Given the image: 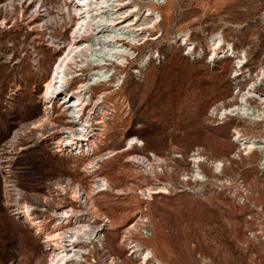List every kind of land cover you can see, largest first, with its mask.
<instances>
[{"label": "rangeland", "instance_id": "rangeland-1", "mask_svg": "<svg viewBox=\"0 0 264 264\" xmlns=\"http://www.w3.org/2000/svg\"><path fill=\"white\" fill-rule=\"evenodd\" d=\"M134 1L141 7L140 16L151 6L149 0ZM33 7L38 8L36 15ZM158 7V28L147 32L145 44L132 47L122 41L136 54L120 71L124 83L107 90L111 118L105 119L108 127L100 138L102 144L97 143L102 154L123 148L133 137L146 147L101 162L94 172L88 165L91 159L81 160L59 148L63 131L72 127L61 107L50 113L54 122L50 126L26 129L12 152L14 134L45 115V85L66 49L76 18L68 0H0V264H49L52 250L43 235L35 234L36 225L48 234L62 233L67 227L57 225L54 213L71 208L82 215V222L103 226L110 221L104 248L89 245L87 252L92 250L84 264H143L129 241L152 249V263L264 264L260 154L249 158L240 153L235 127H242V121L223 125L212 115L217 104L232 98L236 79L234 62L222 61L215 67L209 48L213 34L221 33L236 47L253 50L256 60L250 66L255 71L264 55V0H161ZM185 31L203 49L202 56L181 40ZM257 40L261 46L252 49ZM150 56L152 64L141 75L139 64ZM104 91L97 89L95 97ZM96 106H104L102 100ZM249 128L251 132L256 127ZM196 150L210 161L225 160L228 167L222 174L211 163L204 164L209 181L201 189L182 184L187 182L185 174L189 177L194 170L190 159ZM152 153L164 162L158 180L172 183L175 189L148 201L141 191L153 181L141 182L144 179L129 157ZM181 155L184 159L178 160ZM100 177L123 193L90 194ZM58 184L69 185L70 192L80 185L87 202L71 199ZM247 192L251 202L244 204ZM14 193L20 196L19 203ZM30 214L35 225L26 222ZM142 218L151 220L150 238L140 229Z\"/></svg>", "mask_w": 264, "mask_h": 264}, {"label": "bare ground", "instance_id": "bare-ground-1", "mask_svg": "<svg viewBox=\"0 0 264 264\" xmlns=\"http://www.w3.org/2000/svg\"><path fill=\"white\" fill-rule=\"evenodd\" d=\"M68 2L76 18L75 26L69 32L66 49L53 64L54 66L45 85L44 96L47 100L45 115L23 126L21 130L14 134L11 142L12 152L15 153L19 138L26 129L37 131L44 129L48 124L50 126L54 123L50 113L54 115L56 108L61 107L72 127L63 131V138L57 141L60 143L59 148L68 147L75 150L78 154L76 156L72 153L73 157L81 160L91 159L88 165L95 172L98 168L100 169L101 162L110 161L124 154L127 156L137 148L144 149L146 147L145 142L138 137H133L127 141L123 148L102 154L103 152L98 144H100V138H103L108 127L105 119L111 115L108 107L110 100H108L107 90L117 89L124 83L125 76L120 71L128 68L130 65L129 60L136 54V51L132 50L133 48L131 50L128 47L125 48V43H122V41H128L132 47L140 46L148 41L147 32L157 29L159 25L161 11L158 6L161 0H149L151 6L146 7L141 16L139 14L141 7L137 4L138 1L136 3L134 0H68ZM130 3L131 5H129ZM37 9L33 7L34 15H36ZM119 26H121L120 29H118ZM119 30L123 34L126 32L132 33L133 37L120 34ZM190 36V31H185L182 33L181 40L189 45L193 54L202 56L203 49H198ZM209 48L215 67L222 61L231 60L234 62L233 75L236 77V83L233 84L235 90L232 98L217 104L212 111V115L217 120L222 121L223 125H230L235 120L244 123V125L241 124L242 127L239 125L235 127L240 153H244L249 158L260 154V169L264 170V60H261L254 71L250 66L255 61L252 50L236 47L221 33L213 34L209 42ZM95 49L99 51L94 52ZM151 64L152 57H144L139 64L138 72L142 75ZM80 76H83L80 79L81 81L78 80ZM242 77L243 80H241ZM78 82H80V86L74 88ZM97 89H105L106 91L96 98L94 93ZM101 100L104 106L97 108V101ZM88 110L89 112H87ZM249 126H255L256 128L250 132ZM52 129L57 130L55 127ZM41 135L43 134L41 133ZM51 135L52 133L49 136ZM138 155L140 154L129 157L130 164L143 177L144 180L140 179L141 182L153 181L151 184L147 183L145 189L141 191L144 199L151 201L154 199V195H169L172 188H174L172 183H164L158 180L160 173L164 171L159 165L163 158L161 159L160 156L158 157L155 153H152L151 159H148L145 163V159ZM239 157L241 156L239 155ZM207 163H211L217 173L223 174L228 168L225 160L210 161L202 151L201 155L193 160L194 170L191 173L192 175L187 177L185 174L183 180L189 182L199 178L202 179L201 182L209 181V176L203 170V165ZM68 187L69 185L58 184V189L65 192L66 195L70 194L71 199L76 202H82L84 199L87 202L88 198L84 196L80 185H74L71 192ZM122 191L116 189L109 179L100 177L92 183L90 194L120 195L123 193ZM19 200V194L14 193V201L19 203ZM91 206H93V202ZM25 207L30 213L29 208L26 205ZM18 214H21V212ZM77 215H79L78 212L73 208L54 213L59 223L57 225L67 227L64 228L65 231L58 234H48L44 232L41 226L36 225L35 234L43 235L45 243H48L51 247L52 253L49 264H84L85 255L92 250L90 249L87 252L89 245L92 244L94 247L100 245L104 248L105 227L108 226L110 221L102 226L96 224L97 221L92 222L94 224H91V221L82 222L80 219L82 215ZM93 218L97 220L96 215H91V219ZM29 221H32L35 225L32 214L26 219V222ZM139 225H142L140 229L143 228L144 235L148 230L143 218L139 221ZM149 225H152L151 220ZM128 245L134 253L140 255L143 264H164L160 260L152 263L154 259L152 249L143 248L135 241H129Z\"/></svg>", "mask_w": 264, "mask_h": 264}, {"label": "built area", "instance_id": "built-area-1", "mask_svg": "<svg viewBox=\"0 0 264 264\" xmlns=\"http://www.w3.org/2000/svg\"><path fill=\"white\" fill-rule=\"evenodd\" d=\"M261 20H262V23H263V25H264V13L262 14V17H261ZM232 42V41H231ZM233 44H235L234 42H232ZM256 44V45H255ZM236 45V44H235ZM255 46H257V47H259V46H261V41L260 40H257V41H255V43H254V46H252V49L255 47ZM253 51V50H252ZM252 55H253V57H254V60H256V58H255V54H254V52L252 53ZM262 60H264V55H263V58H262ZM257 62V61H256ZM261 62V61H260ZM260 62H258V64L260 63ZM213 63V62H212ZM214 65V64H213ZM235 77V76H234ZM235 79H236V77H235ZM65 149H66V151L67 152H69L71 155H73L72 153H74L76 156H77V154L78 153H76L75 152V150H71V149H69L68 147H65ZM201 153H202V151H199V150H196V151H194L192 154H191V159H190V161L192 162V164H193V160H194V158L195 157H198V156H200L201 155ZM142 158H144L145 159V163H147V160L148 159H151V157H142ZM177 159L179 160V159H184V156L183 155H181V156H178L177 157ZM164 162L162 161V162H160V166L164 169V164H163ZM94 170V169H93ZM163 173H164V171H162ZM189 173V172H188ZM191 173H192V171H191ZM191 173H189V174H191ZM187 174V173H186ZM188 176H190V175H188ZM201 180L202 179H199V178H196V179H194V180H192V181H189V182H183L182 184H184V185H187V186H196V187H194V188H203L204 186H206L207 185V183L208 182H204L203 183V185L201 186V184H202V182H201ZM243 203L244 204H247V203H249V202H251V197H250V195H249V192H247L246 193V197H244L243 198ZM145 220V223H146V229L147 230H151V228L152 227H150V225H149V222H150V220L147 218V219H144ZM144 236H146V237H148V238H150L151 237V231H150V233H148V232H146V233H144ZM147 238V239H148ZM134 252V251H133Z\"/></svg>", "mask_w": 264, "mask_h": 264}]
</instances>
